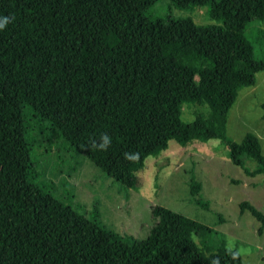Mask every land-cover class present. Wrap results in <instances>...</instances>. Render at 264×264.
Here are the masks:
<instances>
[{"label": "trees", "instance_id": "obj_1", "mask_svg": "<svg viewBox=\"0 0 264 264\" xmlns=\"http://www.w3.org/2000/svg\"><path fill=\"white\" fill-rule=\"evenodd\" d=\"M158 1L0 0L8 18L0 28V264H243L224 240L210 242L213 228L167 207L153 208L157 222L144 240L127 243L100 224L98 209L92 220L31 180L26 107L63 130L106 101L182 144L220 140L248 176L264 173L258 136H226L239 92L264 72L246 33L264 23V0H238L251 15L207 26L151 15ZM186 104L209 113L185 123ZM240 208L262 234L264 214L248 202Z\"/></svg>", "mask_w": 264, "mask_h": 264}, {"label": "rangeland", "instance_id": "obj_2", "mask_svg": "<svg viewBox=\"0 0 264 264\" xmlns=\"http://www.w3.org/2000/svg\"><path fill=\"white\" fill-rule=\"evenodd\" d=\"M197 3L180 8L173 0H159L149 13L203 26L251 15L238 0ZM246 33L255 59L264 61V23L251 22ZM263 105L264 72L256 75L254 87L239 92L226 136L241 143L247 134H255L264 154ZM208 113L206 105L186 104L181 119L191 124ZM25 117L35 166L32 182L92 220L98 209L100 224L123 241L144 240L157 222L153 208L163 206L213 228L218 235L210 242L220 246L224 240L226 250L237 251L243 264H264V227L259 234L261 224L240 208L248 202L264 214V173L248 176L232 162L222 141L182 144L109 101L63 130L29 107ZM105 135L110 142L101 149ZM246 168L255 170L258 164L247 160Z\"/></svg>", "mask_w": 264, "mask_h": 264}, {"label": "clouds", "instance_id": "obj_3", "mask_svg": "<svg viewBox=\"0 0 264 264\" xmlns=\"http://www.w3.org/2000/svg\"><path fill=\"white\" fill-rule=\"evenodd\" d=\"M7 21H8V18L7 17H4V18H0V28H3L4 26H5V24L7 23ZM101 140H102V142L100 143V145H99V147L101 148V149H104V148H106L107 146H108V144H109V137H107L106 135L105 136H103L102 138H101ZM235 258V256H233V259ZM211 264H219V260L218 259H213L212 261H211Z\"/></svg>", "mask_w": 264, "mask_h": 264}]
</instances>
